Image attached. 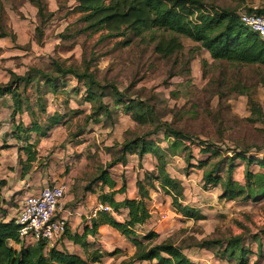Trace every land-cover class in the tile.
Listing matches in <instances>:
<instances>
[{
	"label": "rangeland",
	"instance_id": "374dc122",
	"mask_svg": "<svg viewBox=\"0 0 264 264\" xmlns=\"http://www.w3.org/2000/svg\"><path fill=\"white\" fill-rule=\"evenodd\" d=\"M41 2L43 11L39 12L31 0H0V32L12 31L11 38L19 49L16 53L20 55L10 57L14 66L21 68L22 56L37 45L46 57L30 59L36 66L51 71V62L56 60L65 68L88 71L102 85L127 94L120 108L125 110L131 100L143 113L153 112L149 121L137 120L125 138L133 141L160 128L152 138L159 140L158 150L166 155L169 174L182 188L179 203L197 216H186L173 196L164 191L162 181L156 180L152 196L157 206L150 205L153 214L146 225L156 234L150 243H174L198 264H264V193L234 199L225 193L230 177L238 184H251L255 190L264 186V65L214 60L201 43L171 29L155 28L141 36L126 31L118 37L105 28L85 30L84 13L74 0ZM200 2L189 20L196 21L203 12L239 15L252 9L264 14V0ZM160 37H176L183 48L166 57L156 51ZM17 69L15 73L20 72ZM14 79L8 85L17 88ZM68 81L76 80L70 76ZM28 89L34 92L36 87ZM63 92H59L61 97ZM110 98L107 94L104 101ZM111 102V116L103 113L87 122L91 133L98 132L91 138V147L103 152L97 155L101 158L110 154V160L118 156L117 146L109 151L105 142L119 123V113L113 109L117 101L112 98ZM123 113L122 121L133 120L130 112ZM76 118L71 122L74 136L84 131L88 120L84 115ZM165 122L185 133L181 144L172 150L168 144L173 139L164 137ZM94 153L92 158L96 159ZM210 173L215 180H209ZM230 240L241 242L247 260L241 261L240 255L232 257L227 251ZM211 241L220 243L208 244Z\"/></svg>",
	"mask_w": 264,
	"mask_h": 264
},
{
	"label": "crops",
	"instance_id": "0c3cea01",
	"mask_svg": "<svg viewBox=\"0 0 264 264\" xmlns=\"http://www.w3.org/2000/svg\"><path fill=\"white\" fill-rule=\"evenodd\" d=\"M17 51L19 49H16L11 34L0 37V83L2 85H8L16 76L15 74L26 75L32 68L48 72L47 69L36 66L35 60H30L36 57L37 59L46 57L43 48H38L35 45L33 46L35 53L33 51L30 53L25 52L29 54L26 57L22 56L23 65L21 68L20 66H14L15 60L10 59V57L14 58V55H20L16 53ZM8 55L9 58H7ZM18 67L20 72L15 73L14 70H18ZM69 77L57 81L55 92L47 89L46 92L42 90V93L38 94L37 87L45 84L39 78H35L28 85L25 83L17 84L15 89L22 91L24 99H29L32 107L28 109L26 105H23V111L17 114L15 120L12 117L15 109L12 94L7 93L0 96V222L7 223L15 219L26 196L40 193L47 184L65 182L67 192L63 198V206L64 215L68 218V230L57 249L65 254L78 256L89 264H122L123 262H129L137 253L138 248L132 237L124 235L110 224H101L96 235H89L87 246L75 243L69 235H82L85 228L87 226L91 227L93 220L98 219L101 212H105H97L98 208L105 204L102 200L103 195H113L115 202L119 204L128 199L140 200L141 193L138 181L144 180L147 171L157 169L158 159L154 153H146L141 157L137 149L128 151L125 154L122 152L123 144L131 141L125 138V135H129L128 133L137 124V119L132 110L127 108L124 110L120 108V103L115 102L116 106L113 109L119 113V123L116 124L115 130L106 140L105 145L109 147V151H113V147L117 146L115 149L118 151V153L116 152L118 156L115 159L122 154L123 159L107 169L110 180L115 183L114 186L104 183L103 180L93 182L94 178L100 174L99 172L107 168L108 161L112 162L114 158L110 160V154L106 159L105 156L101 158L97 155H104L103 152L98 151V149L94 150L91 147V138L98 134L97 131L91 133V127L87 123L92 122V118H96L91 113V110L93 112L94 103L86 99L87 87L84 82L78 81L73 76L76 81L69 82ZM29 86L31 88L36 87L35 91L30 92ZM60 91H65L63 92L64 96H60ZM107 94H110L111 98L107 102L104 101L109 110L106 114L111 116L112 110L109 106L112 103V98L114 100L116 98L111 92H106ZM40 96L45 98L47 113L41 112L37 107ZM125 111L130 112L133 120L130 116H128L129 120H121L125 116L123 113ZM36 115L40 123L43 124L46 123L48 118L55 115L60 117V122L51 127L46 134L35 130L19 132L16 129V124L21 121L27 129H31ZM82 115L87 116L88 119L83 127L84 131L74 136L71 134L73 130L71 122L77 121L76 117ZM29 144H34L30 150L36 152L32 161H29V152L26 149ZM91 152H95L96 159L92 158ZM156 187V184L155 187H149V197L145 198L146 206L151 214L150 218L153 214L151 208L157 206L156 200L152 196ZM128 212L129 209L126 206H121L120 211L115 210L107 213L117 221L125 222ZM147 224L148 221L137 226L135 231L136 237L142 240L145 246L150 247L152 246L151 239L147 236L155 232L147 229ZM12 245L16 249H20L19 244L12 242ZM45 250L48 252L49 248H45ZM95 258L98 261L93 262ZM134 264H150V262L135 261Z\"/></svg>",
	"mask_w": 264,
	"mask_h": 264
},
{
	"label": "trees",
	"instance_id": "16d2710c",
	"mask_svg": "<svg viewBox=\"0 0 264 264\" xmlns=\"http://www.w3.org/2000/svg\"><path fill=\"white\" fill-rule=\"evenodd\" d=\"M77 4V9L84 13L83 20L88 26L85 30H99L105 28L110 34L115 37L123 36L126 31H130L136 36H141L143 32L152 29H171L175 32L189 35L196 42L201 43V47L210 51L214 60L226 59L235 62H245L250 64L264 65V40L259 35L243 25L237 13L232 12H213V14H200L196 21L189 20L188 17L194 14L201 5L200 0H74ZM35 2L39 12L43 11L41 0H31ZM248 12H257L252 9ZM8 32H0V37L10 35ZM156 51L168 57L181 48L182 42L178 38L166 37L157 38ZM53 68L51 71L44 72L36 68H32L26 75L15 76L14 83L17 85L25 83L30 84L35 78L44 81V86L37 87L38 94L42 93V88L56 91L57 81L68 76L75 77L78 81L84 82L87 87L86 99L93 105L92 115L97 117L103 113L109 112L107 105L104 102L106 91L111 88L118 103H123L124 97L127 94L123 93L119 88L111 86L107 87L96 81L92 74L80 72L74 68H65L60 61L52 60ZM15 85V86H16ZM11 93L15 101V109L12 117L15 120L17 114L23 111V105L31 109L32 104L29 99H24L22 91L15 89L13 85H2L0 83V96ZM130 100L128 110L135 113V118L138 121H148L149 113L142 112V107L134 104ZM37 107L41 112L47 113V105L45 98L39 97ZM151 113H153L151 111ZM150 113V115H151ZM36 114V113H35ZM109 114V113H108ZM152 116V115H151ZM60 122V117L55 115L47 119L46 123H40L37 115L34 117L31 129H27L21 121L16 124V129L19 132H27L30 130L41 131L44 134ZM165 138L169 141L168 149L177 148L185 137V133L180 129L173 127V124L165 122ZM160 128L148 131L145 136L139 137L133 141L123 144L122 152L125 154L128 151L137 149L142 156L146 153H154L158 159V168L155 171H147L144 180L138 181L141 199L126 200L122 204L115 202L113 195H103L104 203H109L114 210L120 211L121 206H126L129 209L128 216L125 222L117 221L112 215L107 212H101L98 219L93 220L92 226H87L85 232L80 234H70L69 237L77 244L87 246V237L96 235L101 224L107 223L121 231L124 235L132 237L138 250L135 256L129 262L122 264H134L135 261H149L150 264H197L192 261L183 251L182 248L171 242H163L161 244L145 246L142 240L136 237L135 229L139 225L145 224L151 214L146 206L145 198L149 197V187H155V180H161L164 191L173 196L174 201L180 205L179 199L182 197V188L176 183L174 178L170 176L167 170V161L165 154L158 150L159 140H154L152 135L157 134ZM34 144H29L26 149L29 152V161L35 158L36 152H32ZM176 155V153H172ZM123 159V154L108 164L106 169H103L100 174L94 178L93 182L103 180L111 186H114V181L110 180L108 167H113L118 161ZM249 174V173H248ZM252 175V174H251ZM216 176L213 173L209 174V180H215ZM148 183V186L146 184ZM226 197L231 199L237 198L246 194V197H253L264 193V186L255 190L251 184L242 185L230 177L225 186ZM124 189V188H123ZM180 208L184 210L188 217L197 216V213L188 207ZM156 236L155 233L150 234L147 238L151 239ZM13 243L19 244L20 249H16ZM220 242L211 241L208 244H219ZM45 242H37L25 246L18 233V227L15 225V219L10 222H0V264H89L78 256L68 255L64 252L53 248L48 252L45 250ZM227 251H230L232 257L240 255L241 261L247 260L246 252L241 247L240 241L230 240L228 242ZM240 252V253H239ZM98 261V259H94Z\"/></svg>",
	"mask_w": 264,
	"mask_h": 264
},
{
	"label": "built area",
	"instance_id": "2783aa9c",
	"mask_svg": "<svg viewBox=\"0 0 264 264\" xmlns=\"http://www.w3.org/2000/svg\"><path fill=\"white\" fill-rule=\"evenodd\" d=\"M243 25L256 32L264 40V14L243 11L239 13ZM67 184H47L40 193L30 194L23 200L15 225L25 246L45 242L49 250L57 248L68 230V218L64 215L63 198ZM114 212L109 204H102L97 212ZM21 247V246H20Z\"/></svg>",
	"mask_w": 264,
	"mask_h": 264
}]
</instances>
